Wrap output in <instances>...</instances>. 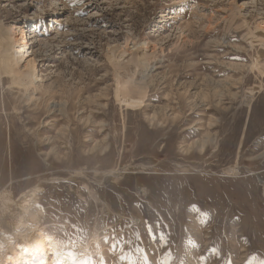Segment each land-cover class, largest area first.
Instances as JSON below:
<instances>
[{"label": "rangeland", "instance_id": "1", "mask_svg": "<svg viewBox=\"0 0 264 264\" xmlns=\"http://www.w3.org/2000/svg\"><path fill=\"white\" fill-rule=\"evenodd\" d=\"M263 20L264 0H0L35 35L39 85L0 77V192L42 187L58 249L42 264L73 241L76 264H264V50L234 26ZM132 37L158 47L135 107L107 53Z\"/></svg>", "mask_w": 264, "mask_h": 264}, {"label": "bare ground", "instance_id": "2", "mask_svg": "<svg viewBox=\"0 0 264 264\" xmlns=\"http://www.w3.org/2000/svg\"><path fill=\"white\" fill-rule=\"evenodd\" d=\"M237 23L234 26H237L236 28L239 27L238 35L241 34L242 37L247 36L251 43L254 42L255 39L253 37H255L261 44L259 50H264V20L257 23L254 31L248 28L245 30L243 21L239 24ZM34 36L27 38L24 36V31L21 27H17L14 23L4 25L0 22V77H10L8 87L23 89L28 94V98L31 99L36 95L34 92L39 87V85L35 87L38 72H36L35 57L29 58L25 55L26 53L24 54L23 50L29 46L30 40ZM156 45V43L150 42L147 39L132 37L126 39L123 45L108 48V58L115 72L114 91L116 101L125 102L127 105H131V107L140 106L144 103L146 91H148L154 78L152 76L150 80H146L151 76V70L148 69L150 62L148 64L146 60L147 56L156 51L158 48H156ZM148 51L151 52L148 53ZM128 54L132 55L130 59H128ZM21 61H23V64H21ZM128 63L134 65L124 67ZM141 66L145 68L144 73L140 74L146 80L145 82L135 76V72ZM252 68H255V66H252ZM132 89H137V91H132ZM258 89L259 87L257 86L249 88L247 94L243 97L248 106L254 97V91ZM30 91L31 93H29ZM43 92H45L44 89ZM217 93L219 96H222L223 92L222 90H218ZM121 97H125L126 99L122 100ZM64 104L63 102H59L58 107ZM195 143L200 144L202 148L204 141L191 142L190 146H193ZM223 172L227 176L232 177L239 175L238 169L235 167L224 169ZM41 188L36 186L31 189H25L16 198L12 194H9L6 189L0 192V264H16L18 261H26L28 264H42L47 259V256L54 259V256L57 254V243L49 235L45 236L43 233L45 211L38 197V194L42 191ZM97 241L98 236L92 238L88 244L90 245ZM86 249L87 245L85 242L73 241L68 250L58 254L59 258L57 261L62 264H76V254Z\"/></svg>", "mask_w": 264, "mask_h": 264}, {"label": "snow or ice", "instance_id": "3", "mask_svg": "<svg viewBox=\"0 0 264 264\" xmlns=\"http://www.w3.org/2000/svg\"><path fill=\"white\" fill-rule=\"evenodd\" d=\"M145 264H146V262H145Z\"/></svg>", "mask_w": 264, "mask_h": 264}]
</instances>
